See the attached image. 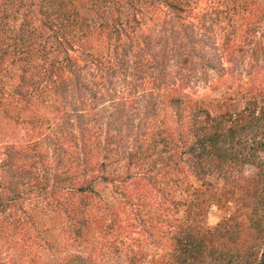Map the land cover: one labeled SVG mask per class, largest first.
<instances>
[{
    "label": "trees",
    "instance_id": "trees-1",
    "mask_svg": "<svg viewBox=\"0 0 264 264\" xmlns=\"http://www.w3.org/2000/svg\"><path fill=\"white\" fill-rule=\"evenodd\" d=\"M210 11L214 24L239 21L218 54L179 38ZM207 68L218 74L211 86L225 89L220 101L186 90ZM106 99L118 115L143 102L148 123L116 175L108 163L121 156L98 139L92 150L84 122ZM262 152L264 8L255 0H0V264H105L124 245L115 239L130 238L136 199L156 218L144 232L153 250L126 246L127 264H264ZM161 173L170 178L152 206L145 180ZM96 182L111 185V201ZM213 207L231 211L210 225Z\"/></svg>",
    "mask_w": 264,
    "mask_h": 264
},
{
    "label": "rangeland",
    "instance_id": "rangeland-1",
    "mask_svg": "<svg viewBox=\"0 0 264 264\" xmlns=\"http://www.w3.org/2000/svg\"><path fill=\"white\" fill-rule=\"evenodd\" d=\"M258 4H260L264 8V0H255ZM204 6V3L202 4ZM201 9H197L194 11V14L197 15L198 12H200ZM216 18V14H212L211 11L208 14L206 18L203 19L202 24L200 26H197L196 30L191 32L188 31V33L184 34L181 33L179 35V38L183 39L186 37L189 38L190 36H193L195 38H198L204 42V51L209 54H218L221 53L219 47H221L222 43L227 39H231L234 33H239V21L235 20L233 22V26L231 27L228 22V19H222L221 21L217 22V24H214ZM176 30L179 29V27L175 28ZM182 31V30H181ZM170 33V32H168ZM257 37H260L259 33ZM226 38V39H225ZM225 58V57H224ZM224 66H228L226 63ZM249 67V66H248ZM247 70V69H246ZM248 71V70H247ZM218 77V74L215 72V70L212 69H205L203 72H198L194 77H188L189 82L186 90L192 91L194 95L204 101L207 102H217L223 99L225 96V89L223 86H219L218 88H213L211 86V83L216 80ZM116 84H113V88H116V90L120 89V92H124L123 85L115 82ZM112 86V85H111ZM113 94V93H111ZM118 95H116L117 97ZM112 97V96H111ZM110 98V97H109ZM108 99L104 100L103 102L96 103L97 109L90 111L88 114V118L84 121L85 123H88L89 128L93 131V142L94 146L92 150H97V146L95 144V139H98L101 146V150H105V152L108 155H111V151L115 150V152H118V158L121 156V159L119 161L111 160L108 163L107 167V173L109 175H116L123 172V165L127 163L126 156H129V154L136 150L139 143L143 142V135L144 131H147L148 123L145 121L144 116V106L143 102H131L127 103L126 105L122 106L123 112L118 115L116 108H113V103H110L107 101ZM228 105L226 108H229L231 110H239L242 108L241 102H233L228 101ZM158 111L160 115H164L165 111L162 106H158ZM81 109V108H79ZM224 110V108H221ZM213 112V111H212ZM73 128L77 129L78 124L77 122L72 121ZM81 126V125H80ZM174 126H181L177 123L176 120H174ZM181 129V127L179 128ZM108 136H117L118 142L104 144L106 137ZM261 159L264 160V152L260 154ZM99 159H102V157H97ZM245 172L248 175H253L255 172V169L252 166H246ZM159 179L153 180V178H147L145 181L149 182L153 185V196L151 197H145L146 201H151L152 206L155 205L154 198H162L165 195V192H163V189L167 187L166 180L170 178L169 176L166 177L163 173L158 174ZM183 177L178 178L176 182H178V188L176 190V197L181 198V188L185 184V180ZM189 178H192V176H189ZM209 179L213 182V184L218 185L220 184V180H218L215 176H210ZM155 181V182H154ZM177 185V184H176ZM93 188L101 193V195L106 199L111 201V185L101 182H96L93 185ZM158 190V191H156ZM137 193L135 196L142 199L141 195ZM159 200V199H157ZM137 199L134 201L135 203V211L130 216V223H133L132 227L129 225L126 227V232L128 231L131 235L130 238H125L118 236L115 240L117 241V244L119 246L122 240L124 241V245L122 246V249L117 251V253H114L109 258L105 259V264H127L126 261V254L124 253V250L126 246L131 245V248L136 249L137 246H143L147 247L149 251L153 250V246L151 245L152 242L146 241V234L144 232H147L146 230L156 221V218L154 216V213L151 212V214L148 212L149 208L148 205L143 207L142 205L139 206V203H137ZM171 201H167L164 204H161L160 206V212L164 216L165 220L171 215V212L167 209V205H170ZM160 205V203H159ZM142 210V211H141ZM182 211V210H181ZM178 212L177 215H181L182 212ZM231 210H219L216 207H213V209L209 212V215L207 217L208 224L212 225L215 224L223 215L230 212ZM44 220L47 221V219L42 216ZM127 235V233H125ZM132 238V239H131ZM114 236H110V240L113 242ZM52 257V256H51ZM51 257L47 259V261L52 260Z\"/></svg>",
    "mask_w": 264,
    "mask_h": 264
}]
</instances>
